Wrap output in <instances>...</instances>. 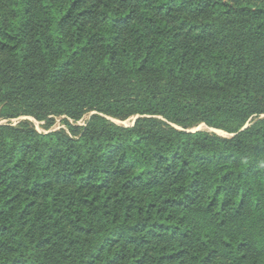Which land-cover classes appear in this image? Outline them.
I'll use <instances>...</instances> for the list:
<instances>
[{
	"label": "trees",
	"instance_id": "trees-1",
	"mask_svg": "<svg viewBox=\"0 0 264 264\" xmlns=\"http://www.w3.org/2000/svg\"><path fill=\"white\" fill-rule=\"evenodd\" d=\"M91 112L0 124V264H264V0H0V117Z\"/></svg>",
	"mask_w": 264,
	"mask_h": 264
},
{
	"label": "rangeland",
	"instance_id": "rangeland-1",
	"mask_svg": "<svg viewBox=\"0 0 264 264\" xmlns=\"http://www.w3.org/2000/svg\"><path fill=\"white\" fill-rule=\"evenodd\" d=\"M93 113L94 112L88 113V114L84 115L81 119H79L77 121H75L73 119H70V118H67L65 115L64 116H58V117H55V123L52 126H50V127L45 125V121H39V120L35 119L32 116H20V117H17V118H10V119H6V118H1L0 117V124L11 123V124L16 125L22 120L29 119L30 121H32V123L34 124L35 128L38 131H40V132H48V131H52V130H58V129H61V128H64L65 130L68 131V128H67L66 123L64 122V119H68L69 122H71L72 124H77V125H80V126H86L90 116ZM107 117L110 120H112L113 122L117 123V124L124 125V126H131V125H133L135 123V120L139 117V115H134V116L129 117V118L125 119V120L117 119V118H114V117H111V116H107ZM250 121H251V119H250ZM248 125H250L249 121H248V123H246L244 128L247 127ZM179 128H181V127H179ZM190 130H192V131L206 130V131H210V132H215V133H217V134H219L221 136H225V137H229V136L233 135L232 133H229V132H227L225 130L209 127L205 123H201L198 126L192 128Z\"/></svg>",
	"mask_w": 264,
	"mask_h": 264
}]
</instances>
